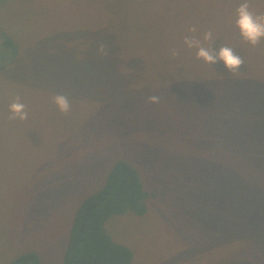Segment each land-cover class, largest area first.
<instances>
[{
  "label": "rangeland",
  "instance_id": "rangeland-1",
  "mask_svg": "<svg viewBox=\"0 0 264 264\" xmlns=\"http://www.w3.org/2000/svg\"><path fill=\"white\" fill-rule=\"evenodd\" d=\"M188 1L0 0V26L20 44L14 57L0 49V264L26 249L42 251L45 264H61L73 212L118 157L139 166L145 187L157 192L146 214L113 215L105 224L132 249L131 264H264V174L259 186L249 184L248 141L232 137L233 114L245 107L203 83L205 74H183L197 53L184 38L204 46L205 22L229 24L241 3L206 0L196 32L183 27L182 37L168 31L152 38L147 46L162 60L148 74H118L129 46L119 40L107 52L109 28L96 25L108 8L121 25L117 37L134 36L138 12L193 9ZM249 10L259 13L253 3ZM57 94L68 98L69 113L53 102ZM153 95L158 103L149 101ZM17 96L25 120L9 119ZM223 117L228 124L219 131ZM238 142L243 148L235 149Z\"/></svg>",
  "mask_w": 264,
  "mask_h": 264
},
{
  "label": "trees",
  "instance_id": "trees-1",
  "mask_svg": "<svg viewBox=\"0 0 264 264\" xmlns=\"http://www.w3.org/2000/svg\"><path fill=\"white\" fill-rule=\"evenodd\" d=\"M141 1L146 3L145 0H138V3L140 4ZM205 1L189 0L188 3L194 6L193 9L188 7L184 10H176L174 5H169L162 13L140 11L135 16L138 27L136 35L128 34L122 39L117 37L122 33L118 29L121 25H118L119 22L114 18L115 15L111 9L107 8V12L101 15L96 22V25L102 27L99 24L102 21L103 27L109 28L105 34L107 52L119 40H125L129 46L128 56L122 58L119 63L118 74H141L140 68L148 74L149 66L162 58L158 52L150 51L147 44L154 40L152 38L158 40L167 35L168 31H170L168 34H172L175 38H178L179 34L182 37L183 27H196L205 22L204 18L200 17L201 6L205 4ZM231 1L244 3L241 0ZM250 3L256 7L258 15L264 14V0H259V4L252 0L248 4ZM237 8L236 3L233 7L235 10L230 8L233 10L230 13V18L233 20L229 21V24H226L223 19L218 25H212L211 21L205 22L200 38L204 40V33L211 31L213 39L204 40V47H211L213 53L216 54L222 46H227V36L232 31L234 54L242 58L248 55L244 64L238 66V71L231 73L224 66L223 61L217 60L211 65L202 58L198 59L195 54L190 56L194 63L183 74H205L203 83L216 87L220 91L230 92L234 106L245 107L244 111L238 109L233 114L232 131L234 134L232 137L242 139L246 137L249 157L248 182L252 186H259L264 174V38L255 46L244 40L235 23ZM150 27L154 28L153 35L148 31ZM183 36L186 35L183 33ZM44 38L52 41L49 35H45ZM41 41H43L42 38ZM132 45H134L133 49H131ZM0 49L4 52L8 50L11 57H14L18 50L20 51L18 37H12L2 26H0ZM134 52H136V57L132 59ZM181 59H186L185 55ZM140 61L143 64H140ZM2 65L0 64L1 68ZM106 74L112 73L108 70ZM256 117L263 119L260 125L257 124ZM242 119L247 120L246 123ZM226 124H228L226 118H221L219 131ZM242 144L243 142L234 144L235 149L243 148ZM140 170L141 168L130 159L118 157L114 160L104 183L97 190L83 196L66 227L61 264H131L132 249L114 240L106 231L105 224L113 215L132 212L141 216L147 213L148 199L156 196L157 192L145 187L143 171L141 170V173ZM262 198L264 199V194L261 200ZM250 199L257 200L255 193L250 196ZM258 221L262 223V218ZM44 261L46 262V257L42 251L26 249L17 253L10 264H45Z\"/></svg>",
  "mask_w": 264,
  "mask_h": 264
},
{
  "label": "clouds",
  "instance_id": "clouds-1",
  "mask_svg": "<svg viewBox=\"0 0 264 264\" xmlns=\"http://www.w3.org/2000/svg\"><path fill=\"white\" fill-rule=\"evenodd\" d=\"M237 19L235 21L236 26L240 30L241 36L245 41L251 45H257L262 38H264V14L257 15L254 12L249 10V4L247 0L244 3H241L236 9ZM190 32H196L195 27L189 28ZM211 31L204 33V40H212ZM185 44L189 48L197 49V58H202L205 62L210 63L211 65L216 63L217 60L223 61L224 66L231 72L238 71V66L244 64L242 57L234 54L232 48L227 46H222L218 53L214 54L211 47H204L201 45V41L197 38L188 37L184 38ZM101 51H103V46H101ZM179 52L176 49L171 51V55L176 56ZM149 101L152 103H158V96H150ZM20 101L19 96L9 105L10 116L9 119H20L25 120L28 117L27 111H25V105ZM53 102L58 107L61 113H69L71 110V105L68 98L63 94H57L53 97Z\"/></svg>",
  "mask_w": 264,
  "mask_h": 264
}]
</instances>
